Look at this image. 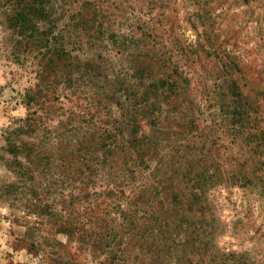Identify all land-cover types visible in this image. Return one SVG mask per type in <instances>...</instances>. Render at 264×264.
<instances>
[{
    "label": "rangeland",
    "instance_id": "rangeland-1",
    "mask_svg": "<svg viewBox=\"0 0 264 264\" xmlns=\"http://www.w3.org/2000/svg\"><path fill=\"white\" fill-rule=\"evenodd\" d=\"M0 264H264V0H0Z\"/></svg>",
    "mask_w": 264,
    "mask_h": 264
}]
</instances>
